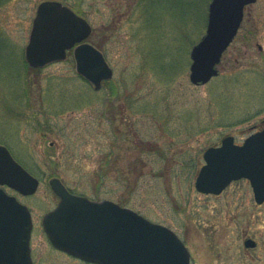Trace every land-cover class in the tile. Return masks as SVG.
<instances>
[{
    "label": "rangeland",
    "instance_id": "374dc122",
    "mask_svg": "<svg viewBox=\"0 0 264 264\" xmlns=\"http://www.w3.org/2000/svg\"><path fill=\"white\" fill-rule=\"evenodd\" d=\"M0 5V144L40 181L16 192L33 219L35 264H88L56 250L42 225L59 198L111 200L176 232L191 264H264V204L250 182L221 195L195 188L203 155L223 138L241 144L264 126V0L245 10L238 35L206 85L190 82V53L205 34L211 0H54L87 19V42L113 69L101 90L76 71L74 57L27 67L38 6ZM257 246L246 249L244 241Z\"/></svg>",
    "mask_w": 264,
    "mask_h": 264
},
{
    "label": "water",
    "instance_id": "95a60500",
    "mask_svg": "<svg viewBox=\"0 0 264 264\" xmlns=\"http://www.w3.org/2000/svg\"><path fill=\"white\" fill-rule=\"evenodd\" d=\"M256 1H211L206 33L190 53L192 84L205 85L218 75L217 67L237 35L245 7ZM91 33L89 22L67 5L42 2L25 49L26 62L32 68H44L64 61L74 49L78 74L99 90L103 81L112 79L113 70L103 53L85 42ZM204 159L195 182L198 192L219 195L232 181L246 178L256 203H264V129L242 145L227 136L221 146L207 149ZM0 184L31 195L39 181L0 145ZM49 184L60 202L44 216L43 228L57 249L94 264H190L188 250L171 229L113 201L73 194L58 178ZM32 227L29 209L0 189V264H34ZM244 245L254 248L256 242L247 239Z\"/></svg>",
    "mask_w": 264,
    "mask_h": 264
},
{
    "label": "flooded vegetation",
    "instance_id": "af4514ba",
    "mask_svg": "<svg viewBox=\"0 0 264 264\" xmlns=\"http://www.w3.org/2000/svg\"><path fill=\"white\" fill-rule=\"evenodd\" d=\"M8 194H10L9 193V191L10 192H15V191H13L12 189H10L9 187H7V186H4V187H2ZM11 195V194H10ZM32 258H33V252H32ZM34 259V258H33Z\"/></svg>",
    "mask_w": 264,
    "mask_h": 264
},
{
    "label": "trees",
    "instance_id": "16d2710c",
    "mask_svg": "<svg viewBox=\"0 0 264 264\" xmlns=\"http://www.w3.org/2000/svg\"><path fill=\"white\" fill-rule=\"evenodd\" d=\"M6 0H0V5L1 4H3V2H5ZM27 65V64H26ZM27 67H29L28 65H27ZM30 68V67H29ZM31 69V68H30ZM33 70H37V69H33Z\"/></svg>",
    "mask_w": 264,
    "mask_h": 264
}]
</instances>
